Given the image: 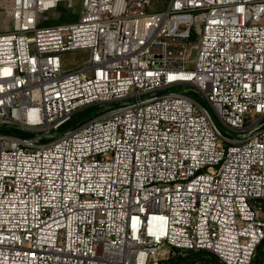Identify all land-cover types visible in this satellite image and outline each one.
<instances>
[{
    "label": "built area",
    "instance_id": "1",
    "mask_svg": "<svg viewBox=\"0 0 264 264\" xmlns=\"http://www.w3.org/2000/svg\"><path fill=\"white\" fill-rule=\"evenodd\" d=\"M69 1L0 0V264H264V0Z\"/></svg>",
    "mask_w": 264,
    "mask_h": 264
},
{
    "label": "rangeland",
    "instance_id": "2",
    "mask_svg": "<svg viewBox=\"0 0 264 264\" xmlns=\"http://www.w3.org/2000/svg\"><path fill=\"white\" fill-rule=\"evenodd\" d=\"M2 7L0 5V34H4L11 31V23L4 19ZM80 16V1L79 0H71L66 4L62 5L61 10L51 11L45 13L40 17L41 25H60L65 23L76 22ZM194 53L192 54V59L194 58ZM63 70H74L87 62L88 53L83 51H73L68 53H62L59 55ZM187 68L190 69L191 65L187 64ZM95 112L93 107H89L81 110L75 116L74 123L79 124L87 119H89ZM169 252V248L164 245L160 252L159 257L157 259H161L162 257H166ZM262 251H260L261 253Z\"/></svg>",
    "mask_w": 264,
    "mask_h": 264
},
{
    "label": "trees",
    "instance_id": "3",
    "mask_svg": "<svg viewBox=\"0 0 264 264\" xmlns=\"http://www.w3.org/2000/svg\"><path fill=\"white\" fill-rule=\"evenodd\" d=\"M62 9V5L58 7V10ZM47 26V25H42ZM261 250L258 251L257 257H256V264L260 263L261 260ZM217 259L207 253V252H197V253H191L185 257H177L175 259H172L169 264H206L208 262H216Z\"/></svg>",
    "mask_w": 264,
    "mask_h": 264
}]
</instances>
